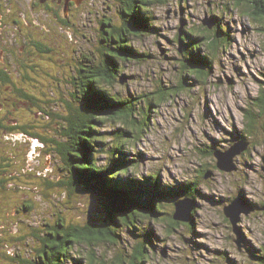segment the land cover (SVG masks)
<instances>
[{"label":"rangeland","instance_id":"obj_1","mask_svg":"<svg viewBox=\"0 0 264 264\" xmlns=\"http://www.w3.org/2000/svg\"><path fill=\"white\" fill-rule=\"evenodd\" d=\"M232 2H157L151 8L153 32L143 37L132 36L131 45L144 54L142 59L117 56L116 78L108 77L112 80L108 87L111 92L135 100L143 97L146 102L140 103L145 105L147 97H153L158 87L167 91L164 102L151 107L149 127L144 134L139 139L125 134L124 140H134L133 149L129 150L139 161L135 166L139 173L158 172L161 182L174 185L199 181L190 227L182 224L169 231L162 220L144 218L141 226L148 227L155 237V247L148 244L150 258L131 261L130 247L136 245L138 238L120 227L118 243L103 240L97 247L76 245L70 254L81 258L82 264L87 263L90 251L104 264H252L253 254L260 253L264 245V210L256 208L249 215L242 213L235 230L224 208L238 198L243 208L251 203L264 205V114L255 137L244 136L249 140L247 148L231 158L232 171L220 169L211 153L217 148L227 151L244 144L246 140L239 136L246 127V109L254 106L252 102L264 80L261 23L247 14L249 5L242 10ZM96 5L97 11L89 15L93 21L89 22V16L83 13L78 24L87 37L79 31L64 30L52 51L36 57L44 67L28 70L32 78L19 82L33 97L16 96V104L1 100L0 111L30 127L0 130V264L41 261V237L43 231L50 230L48 224L65 220L83 226L108 218L98 195L84 190L82 184L70 195L67 187L60 185V181H68L70 174L56 151V143L65 141L67 118L82 108L83 88L87 86L86 82L85 86L73 84L72 78L83 65L105 64V54L111 53L104 40L102 21L105 18L114 26H124L121 0H96ZM213 15L222 17L230 40L215 56H210L213 63L207 67V79L198 80L183 67L187 45L180 38L187 30H203L208 26L205 20L214 22ZM86 22L91 26L86 27ZM181 80L183 88L178 87ZM19 98L23 100L20 102ZM125 128L129 127L107 120L101 132L122 134ZM107 161L105 155H99V165ZM207 167L210 170L204 177L202 171ZM167 199L164 205L174 210L176 199ZM24 203L33 207L26 209ZM119 258L125 263H120ZM67 264L76 263L67 257Z\"/></svg>","mask_w":264,"mask_h":264},{"label":"trees","instance_id":"obj_2","mask_svg":"<svg viewBox=\"0 0 264 264\" xmlns=\"http://www.w3.org/2000/svg\"><path fill=\"white\" fill-rule=\"evenodd\" d=\"M168 1L121 0L124 26L109 25L114 38L111 36L113 38L110 40L111 45L107 47L111 53L105 54L107 57L105 64L83 65L84 78L81 84L72 78L73 84L85 86L86 82L87 86L86 89L83 88L82 108L77 109L74 115L67 118L68 128H65L63 132L65 141L56 143V151L69 167L70 174L68 181L62 180L60 185L66 186L69 194L72 195L82 184L84 190L98 195L107 209L108 218L103 222H88L83 226L68 224L65 220L48 224L50 230L43 231L44 234L42 233L41 237L43 243L41 261H36L35 264H67V257H71L76 264H82L81 258L70 254L76 245L86 244L97 247L98 242L103 240L118 243L120 235L117 230L120 227L122 230L129 229L138 238L136 245L130 247V252L131 261H140L151 256L148 252V244L155 247L154 234L148 227H142L140 224L144 218L154 221L162 220L168 225L169 231L175 230L178 226L181 227L182 224L190 227L191 221L176 220L175 209L168 210L164 202L169 197H174L176 200L190 198L195 201L199 192V181L188 180L174 185L161 182L158 172L148 175L139 173L135 167L138 166L139 161L131 156L130 151L133 149L134 140H124L125 134L134 136L136 139L144 134L149 127L151 107L163 103L167 91H164L163 87H158L153 97L145 96L148 102V105H145L140 103L146 102L143 97L135 100L108 89L112 83L108 77L115 79L118 73L117 56H123L128 60L142 59L141 56L144 54L131 45L132 36L143 37L151 34L154 29L151 24L152 6L157 2ZM232 3L235 8L242 10L245 6L247 9L249 5L247 14L251 15L257 23H261L259 28L264 32V0H233ZM212 18L215 22L212 28L205 26L201 31L187 30L184 37L188 41L184 37L180 38V34L178 35L182 43L187 45L184 47L187 51L184 53L186 56L182 61L183 67L192 72L198 80L207 79L209 74L207 67L210 68L213 63L210 56H215L220 47L230 40L227 26L221 23L222 17L213 15ZM114 39L118 41L117 46H113V43H116L113 42ZM178 87H184L183 80ZM254 99L255 101L252 102L254 106L246 109V127L239 136L247 142L249 140L244 136L251 139L255 137L260 118L264 114V80ZM107 120L116 124H126L129 128H125L122 134L101 132ZM215 151L211 150V153L214 154ZM102 154L108 158V161L104 165H99V155ZM209 170L208 167L204 168L202 176H207ZM121 176H127V178L121 179ZM251 204L256 208L263 206ZM1 205L4 208V204ZM24 205L26 209L33 207L30 203H24ZM194 212L196 209L192 211V216ZM34 232L36 233L35 230ZM260 250L259 254H253L255 261L252 264H264V245ZM119 262L125 263L121 258ZM86 264H104V260L90 251Z\"/></svg>","mask_w":264,"mask_h":264},{"label":"flooded vegetation","instance_id":"obj_3","mask_svg":"<svg viewBox=\"0 0 264 264\" xmlns=\"http://www.w3.org/2000/svg\"><path fill=\"white\" fill-rule=\"evenodd\" d=\"M96 11V0H0V108L3 107L2 102L12 101L16 104L18 97H33L20 87L19 82L32 78L28 70L44 67L36 57L52 51L64 36V30L79 31L87 37L78 24L82 21L83 13L89 16ZM92 21L89 16V22ZM89 22H86V27L91 26ZM102 25L104 40L111 45L110 40L114 36L109 27L112 24L104 18ZM92 37H89V41H92ZM82 69L83 66L78 69L79 74L73 77L78 84L84 78ZM19 100L21 102L23 99ZM9 117L10 114L0 111V130H26L30 127L18 124L17 119Z\"/></svg>","mask_w":264,"mask_h":264},{"label":"water","instance_id":"obj_4","mask_svg":"<svg viewBox=\"0 0 264 264\" xmlns=\"http://www.w3.org/2000/svg\"><path fill=\"white\" fill-rule=\"evenodd\" d=\"M208 27L212 28L215 25V22L204 21ZM124 82V80H121ZM248 146V142L245 141L242 145H234L231 149L227 151L216 150L214 152L217 158V166L226 171H232L234 166L231 164V158L235 155L239 154L242 150H245ZM175 205V213L174 218L179 221L190 222L192 211L194 207V201L190 198H182L178 199L174 203ZM260 209L264 210V205L259 207ZM256 207L250 205L248 208H243V204L241 199L233 200L229 205L225 206L224 213L230 219L231 223L233 224L235 230H237V224L240 220V216L242 213L249 215Z\"/></svg>","mask_w":264,"mask_h":264},{"label":"snow or ice","instance_id":"obj_5","mask_svg":"<svg viewBox=\"0 0 264 264\" xmlns=\"http://www.w3.org/2000/svg\"><path fill=\"white\" fill-rule=\"evenodd\" d=\"M0 51H2V50H0Z\"/></svg>","mask_w":264,"mask_h":264}]
</instances>
